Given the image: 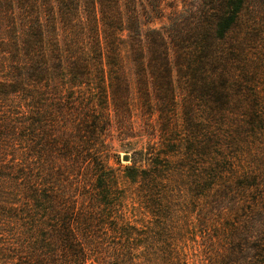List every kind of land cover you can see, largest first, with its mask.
Returning a JSON list of instances; mask_svg holds the SVG:
<instances>
[{
    "label": "trees",
    "instance_id": "1",
    "mask_svg": "<svg viewBox=\"0 0 264 264\" xmlns=\"http://www.w3.org/2000/svg\"><path fill=\"white\" fill-rule=\"evenodd\" d=\"M167 1L0 0V264H152L109 243V142L130 125L132 83L165 120L181 99L186 150L206 161L192 186L217 208L201 264H264V0ZM161 150L135 152L145 168L124 177L168 185Z\"/></svg>",
    "mask_w": 264,
    "mask_h": 264
},
{
    "label": "rangeland",
    "instance_id": "2",
    "mask_svg": "<svg viewBox=\"0 0 264 264\" xmlns=\"http://www.w3.org/2000/svg\"><path fill=\"white\" fill-rule=\"evenodd\" d=\"M196 1L167 2L170 6L176 3L180 9L181 2L193 4ZM132 87L131 113L127 122L130 125L121 129L114 127L109 142L114 154L110 164L115 169L118 190L121 191L117 201L122 203V207H118L113 213V218L122 222L115 223L114 229V224L111 223L109 233L112 237L109 243L120 241L117 240L119 237L122 242H128L130 249H134L133 256L136 259L152 264L161 259L171 258L188 259L190 264H201L205 259L201 228L205 218L214 215L213 213H216L214 208H217L213 202L216 198L213 190H201L192 186L193 175L199 170V163L206 161L191 157V152L186 150L188 144L184 142V111L181 99L178 98L179 101L176 102L174 119L165 120L153 109L150 110L152 114H149L145 106L146 101L137 92L134 83ZM152 146L157 148L160 146V150L162 149L160 154L166 151L169 159L173 161V172L168 177L170 183L154 186L144 184L138 189L136 184L130 183L124 177L123 169L142 159V155L135 152ZM233 152L234 149L224 151L225 154H234ZM125 155L128 161L123 160ZM178 165L181 169L176 170L175 167ZM136 166L145 168L142 162H137ZM240 166V161H234V165L230 166L225 164L222 176L234 180L238 177L237 171ZM202 168H205V164ZM184 169L188 173H185ZM261 182L264 183V174L260 173L255 183ZM221 186L219 183L216 184L215 190H219ZM236 188L232 186L235 191ZM211 218V222L218 219L216 216Z\"/></svg>",
    "mask_w": 264,
    "mask_h": 264
},
{
    "label": "water",
    "instance_id": "3",
    "mask_svg": "<svg viewBox=\"0 0 264 264\" xmlns=\"http://www.w3.org/2000/svg\"><path fill=\"white\" fill-rule=\"evenodd\" d=\"M124 161H128V157L125 155L123 158Z\"/></svg>",
    "mask_w": 264,
    "mask_h": 264
}]
</instances>
